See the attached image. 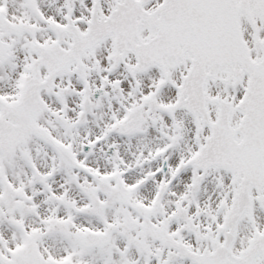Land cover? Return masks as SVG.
Listing matches in <instances>:
<instances>
[{"label":"snow or ice","instance_id":"1","mask_svg":"<svg viewBox=\"0 0 264 264\" xmlns=\"http://www.w3.org/2000/svg\"><path fill=\"white\" fill-rule=\"evenodd\" d=\"M0 264H264V0H0Z\"/></svg>","mask_w":264,"mask_h":264}]
</instances>
